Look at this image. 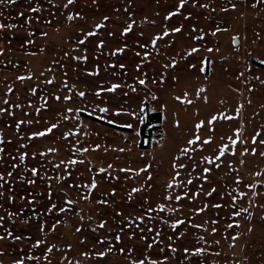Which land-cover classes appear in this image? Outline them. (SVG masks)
Returning <instances> with one entry per match:
<instances>
[{"label":"rangeland","instance_id":"374dc122","mask_svg":"<svg viewBox=\"0 0 264 264\" xmlns=\"http://www.w3.org/2000/svg\"><path fill=\"white\" fill-rule=\"evenodd\" d=\"M66 4L67 0L0 4V23L6 26L0 30V108L6 109L0 112V216L4 217L0 236L5 237L0 240V264H13L17 259L24 264H131L133 259L145 257V264L150 260L264 264V156L259 154L264 145H253L251 140L257 132L261 133L257 141L264 140V0H187L167 20L170 12H176L179 0H74ZM205 4L208 7H201ZM34 7L40 11H30ZM9 24L15 27L8 28ZM97 24L103 27L97 29ZM129 24L131 30L124 33ZM173 28L181 31L173 32ZM217 28L221 31L213 36ZM165 29L169 35L154 48L152 38L162 36ZM89 31L96 35L87 37ZM197 36L203 39H195ZM80 39L85 40L83 45L78 43ZM101 41L103 46L98 47ZM121 47L123 53L112 55ZM193 47L199 51L188 55ZM145 52L149 53L147 59ZM93 72L98 74H89ZM18 76L31 79L21 81ZM200 76L208 81L196 80ZM188 78L218 97L215 87L227 81L243 98L240 140L212 164L204 157L177 152L164 135L149 148L138 147L139 126L147 111L159 110L168 89ZM141 79L145 84H139ZM47 80L53 83L47 84ZM112 84L121 87L95 95ZM81 91L84 97L77 95ZM65 95L72 96L71 102L63 100ZM212 96V111L236 117L218 119L227 136H233L239 127L234 100L228 96L217 101ZM5 100L9 103L4 104ZM101 107L109 111L101 113ZM67 108H86L85 113L93 112L106 122L131 127L119 129L82 113H65ZM65 114L68 120L63 119ZM19 121L24 123L17 129ZM52 123H58L52 133L32 137ZM70 131L77 134L64 139L63 133ZM96 145L100 147L96 149ZM252 147L257 150L255 155L251 151L241 155ZM50 148L56 151L49 152ZM84 148L89 151H82ZM22 154L23 161L19 159ZM71 159L84 163L67 164ZM179 164L185 167H173ZM206 167L208 173L203 171ZM33 168L38 170L35 176ZM141 168L147 171L139 172ZM93 179L97 187L89 191L84 186ZM189 179L192 184L187 183ZM133 188L140 190L132 192ZM212 189L216 191L207 195ZM240 192L246 195L236 199L233 207V196ZM86 195L88 199H84ZM176 195L182 199L177 201ZM167 196L172 199L166 200ZM69 200L73 203L68 204ZM161 204L165 205L163 212L158 208ZM217 204L221 207H215ZM60 208L66 210L60 212ZM201 208L202 212L197 211ZM242 208L247 211L233 216ZM177 219L184 223L173 229ZM229 223L234 227L229 229ZM196 224L202 227H193ZM196 248L204 252L194 254ZM99 252L105 256H98Z\"/></svg>","mask_w":264,"mask_h":264},{"label":"snow or ice","instance_id":"6c2138e0","mask_svg":"<svg viewBox=\"0 0 264 264\" xmlns=\"http://www.w3.org/2000/svg\"><path fill=\"white\" fill-rule=\"evenodd\" d=\"M259 2H260V0H257V3H259ZM5 3H7V4H15V3H16V0H0V4H5ZM73 3H74V0H67V4L65 5V7H67L68 5H71V4H73ZM186 3H187V0H179V5H178V7H177L176 12H170V13L168 14V16L165 17V19L167 20V19H169L170 17L176 15V14L179 12V10L182 9V8L185 6ZM194 6H195V5H194ZM201 7H205V8H206V7H208V5H206V4H205V5H201ZM235 7H236V5L233 4V5H232V8L235 9ZM252 7H256V4H253ZM222 10H223V11H227V9H222ZM30 11H32V12H39L40 9L37 8V7H34V8H31ZM21 15H23V14H21ZM73 18H74V17L71 16V15L68 16V19H69V20H72ZM104 19L107 20L108 18L105 17ZM5 27H6V26H5L3 23H0V30H3ZM7 27H8V28H13V27H15V25H11V24H9V25H7ZM102 27H103L102 24H97V25H95V28H97V29L102 28ZM131 28H132V25L129 24L127 27L124 28V33H128V32L131 30ZM172 31L178 33V32L181 31V29H180V28H173ZM219 31H221V29H220V28H217L216 31L212 33V35L215 36L216 33L219 32ZM29 35H32V33H29ZM43 35L46 36L47 33H43ZM94 35H96L95 31H89V32L86 33V36H87V37H92V36H94ZM110 35H111V33H110ZM168 35H169V32H168L167 29H165L164 32H163V35H162V36H161V35H157V36L153 37L152 40H151V44H152V46L155 48V46H156V44H157V41H158V40H161L163 37H166V36H168ZM195 39H197V40H199V39H203V36H197V37H195ZM232 42H233V43L236 42V38H235V37H233V41H232ZM29 43H31V41H29ZM78 43H79L80 45H83V44L85 43V40H84V39H80V40L78 41ZM102 46H103V41L100 42V44L98 45V47H102ZM141 47H144V45H141ZM124 50H125V49H124L123 47H121V48H117L116 51L112 53V55H116L117 53H123ZM198 51H199V49L193 47V48H191V50L189 51L188 55H191V54L196 53V52H198ZM208 51H209V52H212L213 49H212V48H208ZM0 54H3V53H2V50H0ZM65 55L67 56L68 53H65ZM137 55H140V53H137ZM148 56H149V53L145 52V53H144V58L147 59ZM74 59H80V57H74ZM84 59H86V57H84ZM261 63L264 64V60H261ZM172 66H175V62H173V65H172ZM120 67L123 68L124 65L121 64ZM166 67H167V65H166ZM193 67H194V66H193ZM201 71H202V72L204 71V68H203V67L201 68ZM89 74H90V75H97L98 72H93V73H89ZM241 75H243V74L241 73ZM17 79H18V80H21V81H24L25 79H31V77L18 76ZM257 79H259V78L257 77ZM46 83H47V84H52V83H53V80H47ZM261 83H264V81H261ZM139 84H141V85L145 84V80H143V79L139 80ZM64 86H65V88L68 87V85H67L66 83H65ZM120 87H121V85H119V84H112L110 87H107V88H103V87H102V88H100L99 90H97V92L95 93V95H96L97 97H99V96L101 95V92H102V91H107V92H110V93H111V92H115V91H116L118 88H120ZM8 91L11 92V91H12V88L9 87V88H8ZM69 91H71V89H69ZM133 91H135V88H133ZM204 91H205L204 88H200V89L198 90V93H197V94L199 95V93H202V92H204ZM35 92H36V89L33 88V89H32V93L35 94ZM77 95H78L79 97H84L86 94H85V92L81 91V92H78ZM184 95H185V99L183 100V102H184V103H187V104H191L192 101L186 98V97H187V93H185ZM155 98H156V97L154 96L153 99H155ZM42 99H43V98H42ZM55 99H56L57 101H59V100L61 99V97H60L59 95H57V96L55 97ZM177 99H181V98H180V97H177ZM63 100L66 101V102H71V100H72V96H70V95H65V96L63 97ZM205 102H207V97H205ZM8 103H9V102H8L7 100L4 101V104H8ZM16 107H20V105L17 104ZM242 107H243V106L240 105V106H238V107L236 108V113H237V115H239V112H240V110H241ZM5 111H6L5 108H0V112H5ZM36 111H37V113H39V112H40V109L37 108ZM94 111H95V110H94ZM98 111L101 112V113H106V112L109 111V109H108L107 107H101V108L98 109ZM84 112H87V109H86V108H67V109H65V113H76V114H80V113H84ZM9 114H11V113H9ZM87 114H88L89 116H91V115H93V112H88ZM116 114L119 115V113H116ZM235 118H236V117L228 116V115H225V114L221 113V114H219V115H213V116H211V117L207 120V124H208V125H212L213 122H215V121L218 120V119L232 120V119H235ZM63 119H64V120H68V119H69V116H68L67 114H65V115L63 116ZM22 123H24V121H19V122H17V124H16L17 129H19V127H20V125H21ZM29 123H31V121H29ZM109 123H112V121H109ZM204 125H205V121H203V120H201V121H199V122H197V123L195 124V129L197 130V134H196L192 139H188V140H187V145L195 146L198 142H201V137H200V135L198 134V132H199V130H200L201 128L204 127ZM126 126H127V127H131V125H126ZM176 126L179 127V121L176 122ZM57 127H58V123H52V124H50L48 127H46L43 131L33 132V133H32V137H43V136H45V135H47V134L52 133L53 130L56 129ZM240 133H241V129H239V128L236 129V130H235V138H233V137H231V136L228 137V143H227V144H222V145L219 146V148H218V150H217V151H218V154H216L214 157H204V160L207 161L208 164H212L214 160L219 161L223 156H225L226 152L229 150V145H231V146H233V148H235V146L237 145L238 141L240 140ZM76 134H77L76 132H71V131H70V132H65V133H63V138H64V139H67L69 136L76 135ZM260 135H261V133L257 132L255 135H253V136L251 137V140H252V144H253V145H255L257 142H259V144H261V145H264V140H259V141H257V137H259ZM32 137H30V138H32ZM211 142H212V141H211V138H206V139H203V140H202V144H204V145L210 144ZM99 147H100L99 145H96V146H95L96 149H98ZM75 150H76V151H81V149H75ZM94 150H95V149H94ZM194 150H195L194 147L191 148V149L188 148V147H184L183 149H181V152H182V154H185V155H186V154H188L190 151H194ZM48 151H49V152H54V151H56V149L50 148ZM82 151L87 152V151H89V149L84 148V149H82ZM121 151H123V149H121ZM249 151H251L252 154L255 155L257 150H256L255 147H252V148H245L244 151L241 153V155H245V154L248 153ZM235 154H236V152L233 150V151H232V155H235ZM259 154H260L261 156H264V152H260ZM40 155H44V153H40ZM19 159H20L21 161H23V160L25 159V155H23V154L20 155ZM176 159L178 160L179 157H177ZM64 163H65L64 161H61V164H64ZM77 163H84V161H83V160H79V161H78V160H75V159H71V160H68V161H67V164H69V165H75V164H77ZM241 163H243V161H241ZM13 167H15V165H13ZM56 167L58 168V167H60V165L57 164ZM109 167H111V165H109ZM173 167H180V168H183V167H185V165H183V164H179V165H173ZM216 167L219 168V167H220V164H216ZM31 171H32V175H34V176L38 174V170H37L36 168H33ZM101 171H103V169H101ZM121 171H131V170H130V169H121ZM145 171H147V168H141V169L139 170V172H145ZM203 171H204L205 173H208V172L210 171V169L206 167V168H204ZM139 172H138L137 174H139ZM11 175H12V173H11V172H8V176H11ZM176 175L178 176L179 173L177 172ZM256 175H259V173H256ZM2 179H3V177L0 176V180H2ZM149 179H151V177H149ZM173 179L175 180V177H173ZM205 179H206V177H205ZM192 182H193V181H192L191 179H189V180L187 181L188 184H192ZM239 182H240V181H239V179H238V180H237V183H239ZM29 183H33V181H29ZM167 186H168L169 188H171V187H173V184H172V183H169ZM84 187L89 188V191H91L92 189H95V188L97 187V184H96L95 179L92 180V182H91L90 185H85ZM250 187H255V185H250ZM139 190H140V189H138V188H133V189H132V192H138ZM215 191H216L215 189H212V191L209 192V193H207V195L211 196L212 193L215 192ZM2 195H3V193H0V196H2ZM185 195H187V193H185ZM195 195H199V193H196ZM245 195H246V194H245L244 192H240V193L238 194V197H237V196H233V201H234V203H233V207H235V200L238 199L239 197H244ZM253 195L255 196L256 193H253ZM129 197H131V194H129ZM10 199H11V197H10ZM84 199H88V196L86 195V196L84 197ZM165 199H166V200H170V199H172V197H171V196H167V197H165ZM175 199H176L177 201H179V200L182 199V197H181L180 195H176V196H175ZM67 203H68V204H72L73 201L69 200V201H67ZM100 203H106V201H100ZM55 207H56L55 205L52 206V208H55ZM204 207H207V205H205ZM215 207L219 208V207H221V205L217 204V205H215ZM158 208H159V211L163 212L164 209H165V205L161 204V205L158 206ZM51 210H52V209L50 208L49 211H51ZM65 210H66L65 208H60V212H64ZM203 210H204V209L201 208V209H198L197 211H201V212H202ZM148 211L150 212V211H152V209L149 208ZM169 211H176V209H169ZM246 211H247V209H243V208L240 209L239 211H234V212H233V216L238 217V216H240L241 212H246ZM12 215H13L12 213H9V218H11ZM136 219H137V220H142L143 218H142V217H136ZM3 220H4V217H3V216H0V221H3ZM57 223H59V221H58ZM183 223H184L183 220L177 219V220L171 225V227H172L173 229H175V228L177 227V225H180V224H183ZM213 223H216V221H213ZM235 226H236V227H239L238 224L235 225ZM100 227H101V228L105 227V224L102 222V223L100 224ZM193 227L200 228V227H202V225L196 224V225H193ZM227 227H228L229 229H231V228L234 227V224H233V223H229V224L227 225ZM41 230H43V227L41 228ZM53 230H55V225H53ZM6 231H7V230H6ZM76 231H80V229L77 228ZM212 231H213V232H216L217 229H216V228H213ZM249 231H251V229H249ZM12 235H13L12 232L7 231V236H8V237H12ZM158 235H159V234H158ZM131 238H132V237H129V239H131ZM3 239H5V237H4V236H0V240H3ZM15 239H16V240H19L20 237H19V236H16ZM116 239H117V240H120L121 237H120L119 235H117V236H116ZM201 239H202V238H201ZM232 239H233V240H236L237 237H236V236H233ZM39 243H40V241H37V245H38ZM100 243H103V241H100ZM217 243H219V241H217ZM34 246H36V245H34ZM151 247H152V244H149V245H148V248H151ZM47 251H48V252H51L52 249L49 248V249H47ZM108 251H111V249H108ZM121 251H124V250L121 249ZM161 251L163 252L164 250L161 249ZM173 251H175V249H173ZM184 251H185V252H188L189 250H188L187 248H185ZM203 252H204V249H203V248H196L194 254H201V253H203ZM84 255L87 256L88 253H84ZM97 255L100 256V257H103V256H105V252H99V253H97ZM45 258L47 259V256H46ZM30 259H31V257H30ZM147 259H148L147 257H145L144 259H133V260L131 261V264H145V262H146ZM13 264H24V262H23V260L17 259V260H15V261L13 262ZM77 264H78V262H77ZM148 264H163V262H158V261H156V260H150V261H148Z\"/></svg>","mask_w":264,"mask_h":264},{"label":"crops","instance_id":"0c3cea01","mask_svg":"<svg viewBox=\"0 0 264 264\" xmlns=\"http://www.w3.org/2000/svg\"><path fill=\"white\" fill-rule=\"evenodd\" d=\"M205 75H209L205 73ZM205 76H200L196 80H206ZM193 78L178 81L168 89L166 94L162 99L160 106V111L162 115L161 120V131L162 135L167 136L166 139L173 144L174 149H177V152L182 153L181 149L184 147L195 148L194 151H190L188 154L192 157H211L218 154V148L222 144L228 143V137L222 123L216 120L212 125L207 124V120L213 116L217 115L215 111L211 110L210 98L215 97L217 101H223L224 97L234 100L235 107L242 105L239 115H237L236 122L238 120L239 129L242 128L244 123V105L243 98L241 93L237 88L233 87L227 81L219 82L215 87L220 94V97L215 96L209 88H204L205 91L198 93L200 87H197ZM203 88V87H202ZM207 89V90H206ZM195 91V93L193 92ZM185 93H187V99L191 100V104L184 103ZM180 97L181 99H177ZM205 97H207V102H205ZM220 99V100H218ZM205 121V125L201 128L198 134L201 137V142H198L195 146L187 145V140L192 139L196 134L197 130L195 129V124L199 121ZM179 121V127L176 126V122ZM223 122V120H222ZM235 138V134L231 136ZM206 138H211V143L204 145L202 140ZM231 145H229L230 147Z\"/></svg>","mask_w":264,"mask_h":264},{"label":"trees","instance_id":"16d2710c","mask_svg":"<svg viewBox=\"0 0 264 264\" xmlns=\"http://www.w3.org/2000/svg\"><path fill=\"white\" fill-rule=\"evenodd\" d=\"M82 115L92 120L104 123L106 125L117 127L119 129H128L127 127H124V126H118V125H114L109 122H106L100 118H97L96 116H93V115L89 116L85 112L82 113ZM161 120H162V115H161L160 110L147 111L144 122L139 126L140 138H139L138 147L140 149H146V148L151 147L157 141L159 135H162Z\"/></svg>","mask_w":264,"mask_h":264}]
</instances>
